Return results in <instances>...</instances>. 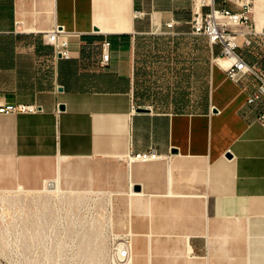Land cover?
Masks as SVG:
<instances>
[{
    "label": "crops",
    "instance_id": "crops-1",
    "mask_svg": "<svg viewBox=\"0 0 264 264\" xmlns=\"http://www.w3.org/2000/svg\"><path fill=\"white\" fill-rule=\"evenodd\" d=\"M202 1L203 14L240 10ZM256 6L238 52L264 68V42L244 44L260 33ZM196 9L195 0H0V106L38 108L0 113V168L12 171L0 180L24 183L22 193L59 185L60 224V213L93 215L78 243L110 246V264L124 244L123 264H264V126L261 107L248 105L257 81L228 78L221 45L193 33ZM57 26L72 58L56 59L44 40ZM150 150L157 159L132 160ZM63 160H75L74 174L61 172Z\"/></svg>",
    "mask_w": 264,
    "mask_h": 264
},
{
    "label": "rangeland",
    "instance_id": "rangeland-1",
    "mask_svg": "<svg viewBox=\"0 0 264 264\" xmlns=\"http://www.w3.org/2000/svg\"><path fill=\"white\" fill-rule=\"evenodd\" d=\"M259 18L264 28V11ZM74 161H61V172L74 174L75 168L68 166L69 163L74 165ZM15 162L17 168L13 172H22L19 166H23V163L19 159ZM53 162L57 169L59 159ZM8 169L0 168V174L12 172ZM19 184L25 185L0 180V264H76V258L81 260V254L84 258L99 259L91 264H100V261L102 264H110L113 258L110 246L78 243L89 231L77 227L92 222L93 215L60 213L67 216L61 225L57 210L60 208V201L65 199L64 195L47 193L45 190L32 192L26 187L27 191L22 193L17 189ZM46 208L52 212L39 213V210Z\"/></svg>",
    "mask_w": 264,
    "mask_h": 264
},
{
    "label": "built area",
    "instance_id": "built-area-1",
    "mask_svg": "<svg viewBox=\"0 0 264 264\" xmlns=\"http://www.w3.org/2000/svg\"><path fill=\"white\" fill-rule=\"evenodd\" d=\"M240 7L239 11L230 9H217L215 7L207 13L203 14L200 11V6L205 3L202 0H195L197 9L194 11V21L192 23L193 33L202 34L208 37L211 45H221V55L216 59L217 64L222 67L228 78L237 83L245 81L252 77L257 81L248 98V105L261 107L262 111L259 116V121L264 126V68H259L257 65L249 64L242 55L238 52L240 47L238 36L242 34L240 27H249L253 21L254 1L255 0H231ZM174 22L167 24V27L172 29ZM237 27L238 29H233ZM246 34V33H243ZM251 37H245L244 44L251 46L254 38L264 42V31L254 33L249 31ZM46 43L53 46V53L56 59L73 57L70 44V34L62 27L57 26L52 31L44 34ZM110 41L105 40L102 44V57L99 66L105 68L109 65L110 59ZM223 60H228V65L222 63ZM37 107L26 104H7L0 106V113L18 114L26 112H35ZM135 110V107H134ZM158 154L154 150L145 153H139L132 157V160H152L157 159ZM131 246L124 244L117 249V258L119 262H124L129 258Z\"/></svg>",
    "mask_w": 264,
    "mask_h": 264
},
{
    "label": "bare ground",
    "instance_id": "bare-ground-1",
    "mask_svg": "<svg viewBox=\"0 0 264 264\" xmlns=\"http://www.w3.org/2000/svg\"><path fill=\"white\" fill-rule=\"evenodd\" d=\"M256 4H257V6H256V15H257V17H259V15H260V13H261V10H260V8H259V6L260 5H264V0H256ZM264 9V8H263ZM260 23L258 22V30H259V32H261V30H262V28H261V26L259 25ZM222 63L224 64V65H228V60H223L222 61ZM47 188L48 189H50V190H55L56 188H57V183L55 182V181H49L48 182V184H47ZM48 193H56V194H60V187H59V185H58V188H57V190L56 191H51V192H48ZM50 195V194H49ZM48 197H50V196H48ZM62 198V197H61ZM56 199H58V197L56 198ZM119 246H121V245H119ZM189 248V247H188ZM189 250V249H188ZM115 253V252H114ZM77 255V254H76ZM83 259V260H82ZM117 260V259H116ZM76 264H91L92 263V260H91V258H84V255H82L81 254V260L80 259H78V258H76V262H75ZM100 264H102L101 263V261L99 262ZM119 262H115V264H118ZM114 264V263H113ZM123 264V263H122Z\"/></svg>",
    "mask_w": 264,
    "mask_h": 264
},
{
    "label": "water",
    "instance_id": "water-1",
    "mask_svg": "<svg viewBox=\"0 0 264 264\" xmlns=\"http://www.w3.org/2000/svg\"><path fill=\"white\" fill-rule=\"evenodd\" d=\"M62 28V27H61ZM60 109H64V106L62 105L61 107H60ZM141 111H144L145 109H140ZM136 190H138V188L136 189Z\"/></svg>",
    "mask_w": 264,
    "mask_h": 264
}]
</instances>
